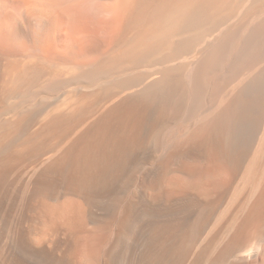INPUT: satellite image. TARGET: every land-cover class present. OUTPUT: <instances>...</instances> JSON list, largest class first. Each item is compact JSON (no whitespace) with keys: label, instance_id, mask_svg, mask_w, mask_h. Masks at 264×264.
<instances>
[{"label":"bare ground","instance_id":"bare-ground-1","mask_svg":"<svg viewBox=\"0 0 264 264\" xmlns=\"http://www.w3.org/2000/svg\"><path fill=\"white\" fill-rule=\"evenodd\" d=\"M2 5L0 264H264V0Z\"/></svg>","mask_w":264,"mask_h":264},{"label":"rangeland","instance_id":"rangeland-1","mask_svg":"<svg viewBox=\"0 0 264 264\" xmlns=\"http://www.w3.org/2000/svg\"><path fill=\"white\" fill-rule=\"evenodd\" d=\"M5 1L6 0H0V4H1L0 5V12H1V9H2V12H1L2 14L0 13V48H3V44H4L3 42H4V38H5L4 35H5L6 30L9 28V26L11 24V21H10L11 19H10V17L8 15H6L5 9H4L3 5H2ZM57 26L59 28L62 26L61 21L57 22Z\"/></svg>","mask_w":264,"mask_h":264}]
</instances>
